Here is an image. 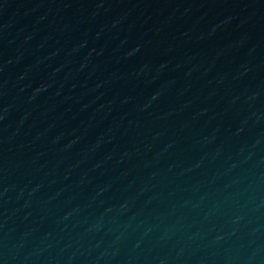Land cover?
Instances as JSON below:
<instances>
[{
	"label": "water",
	"instance_id": "1",
	"mask_svg": "<svg viewBox=\"0 0 264 264\" xmlns=\"http://www.w3.org/2000/svg\"><path fill=\"white\" fill-rule=\"evenodd\" d=\"M0 264H264V0H0Z\"/></svg>",
	"mask_w": 264,
	"mask_h": 264
}]
</instances>
